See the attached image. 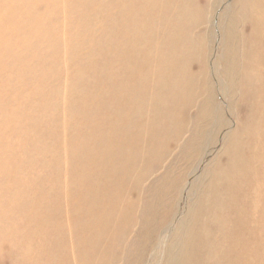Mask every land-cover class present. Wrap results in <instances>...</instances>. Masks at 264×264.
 Masks as SVG:
<instances>
[{
    "label": "bare ground",
    "instance_id": "obj_1",
    "mask_svg": "<svg viewBox=\"0 0 264 264\" xmlns=\"http://www.w3.org/2000/svg\"><path fill=\"white\" fill-rule=\"evenodd\" d=\"M250 1L244 3L240 18L231 15V5L226 4L217 23L221 30L219 58H224L221 66L229 88L222 81L216 82L225 91L239 93L236 102L248 112L244 122L237 120L232 127L217 100L212 76L218 70L219 59L213 54L210 58L206 55L200 74L204 83H196L200 76L195 62L200 57L188 35L195 21L192 0H182L175 11L164 0H120L118 59L111 63L114 73L107 74L108 87L99 105L101 115H92V128L86 129L89 147L82 159H76L74 171L77 190L72 227L75 231H85L87 226L96 228L92 235L77 241L86 245L90 254L96 241L104 243L102 253L107 258L102 264H146L161 249L165 251L162 264H264V0ZM170 12L174 16L166 17ZM225 14L228 19H223ZM244 19L253 28L242 34L238 24ZM239 83L245 84L244 89ZM148 93L153 98L146 102L144 96ZM197 94L201 101L189 122L180 107L193 102ZM229 100L232 109L230 96ZM215 117L220 128L213 138L209 129ZM144 119L149 127H163L164 132L171 129L179 137L190 133L181 147L185 152L193 148L190 173L182 176L180 198L170 200L165 218L172 214L171 218L154 238L150 219L159 206L154 200L172 183L169 172L164 171L149 183L150 197L141 199L140 212L134 219L140 224L135 235L128 227L133 197L127 201V210L124 196L121 198L128 173L135 166L133 162L129 166V160L142 151L138 141ZM106 129L111 131L107 133ZM218 139L222 140L219 147ZM233 140L230 150L228 145ZM207 178V195L201 201H192L196 184ZM120 233L128 238L122 244V255L113 252ZM60 251L68 257L63 244Z\"/></svg>",
    "mask_w": 264,
    "mask_h": 264
},
{
    "label": "rangeland",
    "instance_id": "obj_2",
    "mask_svg": "<svg viewBox=\"0 0 264 264\" xmlns=\"http://www.w3.org/2000/svg\"><path fill=\"white\" fill-rule=\"evenodd\" d=\"M164 1L175 11L182 0ZM245 2L251 1L192 0L195 21L188 28L200 57L195 62L198 75L202 76L206 55L219 59V71L212 77L217 100L232 127L237 120L244 122L248 112L236 102L239 93L225 91L217 83L222 81L229 88L221 66L224 58H219L221 30L217 23L226 4L231 5L229 13L240 18ZM120 7V0H0V264H67L68 260L69 264H102L107 258L102 253L104 243L96 241L90 254L89 248L77 241L92 235L96 228L87 226L85 230L86 225L82 224L85 231L73 230L77 190L74 171L76 159H82L89 147L86 129L92 128V115H101L99 105L108 87L107 74L114 73L111 63L118 59ZM172 16L174 13L170 12L166 17ZM223 19L228 16L223 15ZM238 27L242 34L253 28L247 19L240 20ZM200 77L196 80L199 85L204 83ZM244 86L239 83L240 89ZM144 98L151 101L153 95L148 93ZM199 99L197 94L193 102L180 107L189 122L199 108ZM162 113L165 117L164 110ZM217 121L215 117L209 129L213 138L220 128ZM257 121H261L259 117ZM118 127L119 123L112 129L116 131ZM169 130L151 128L144 119L138 141L142 154L129 160L128 165L133 162L135 166L128 173L121 198L124 196L127 210V201L133 197L128 227L134 235L140 228L134 219L140 212L141 199L150 197L151 180L167 170L172 182L154 200L159 203L156 215L150 219L154 238L171 218L172 214L165 218L168 207L173 199L176 202L180 198L181 182L190 173L193 148L185 152L181 147L190 133L179 137ZM221 141L218 139L217 147ZM233 144L234 140L228 145L230 150ZM156 146L157 150H152ZM164 148L167 149L163 151ZM141 168L145 169L143 173ZM208 179L196 184L192 201H201L207 195ZM119 210L122 212V207ZM172 211H176L175 206ZM185 211L186 208L183 214ZM116 237L113 252L122 255V244L128 238L124 233ZM161 241L164 246L165 241ZM61 244L69 251L67 258L60 251ZM164 256L161 249L146 264H162ZM117 262L114 264H120Z\"/></svg>",
    "mask_w": 264,
    "mask_h": 264
}]
</instances>
